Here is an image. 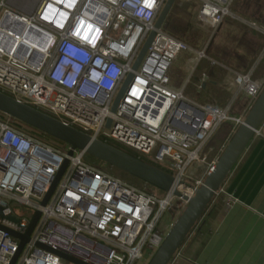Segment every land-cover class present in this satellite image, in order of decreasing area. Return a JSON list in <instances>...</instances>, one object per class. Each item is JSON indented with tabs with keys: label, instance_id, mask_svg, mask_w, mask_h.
Instances as JSON below:
<instances>
[{
	"label": "built area",
	"instance_id": "2783aa9c",
	"mask_svg": "<svg viewBox=\"0 0 264 264\" xmlns=\"http://www.w3.org/2000/svg\"><path fill=\"white\" fill-rule=\"evenodd\" d=\"M181 1L198 4L194 18L201 29L215 32L228 17L264 34L263 15L257 20L245 15L252 8V0L239 2L243 4L240 9H236L237 0ZM165 2L36 0L31 8L10 0L0 2V92L92 139L131 151L173 179L164 198L156 199L86 164L83 151L75 150L68 156V147L60 151L3 115L0 264H12L16 254L13 264L145 262L143 250L158 249L164 240L158 228L161 215L169 212L175 218L179 207L186 206L183 198H192L214 170L224 146L263 90L264 79L257 82L250 73L232 72L229 86L242 93L247 102L237 117L230 115L231 102L220 107L186 97L184 90L197 63L204 59L218 64L207 57L208 44L193 50L161 28L154 29ZM153 30L155 35L133 70ZM181 52L194 54L197 62L189 66L185 83L174 88L168 71ZM128 74L131 79L111 113ZM205 82L203 75L194 88L200 91ZM108 119L111 123L106 128ZM224 123L231 124L229 136L208 159L209 143ZM65 159L68 163L42 206ZM221 193L227 206L236 201L221 187L215 196ZM11 201L27 207L22 216L13 213ZM37 212L39 217L19 251L21 240L10 232L25 235ZM179 255L180 248L169 264H176Z\"/></svg>",
	"mask_w": 264,
	"mask_h": 264
},
{
	"label": "crops",
	"instance_id": "0c3cea01",
	"mask_svg": "<svg viewBox=\"0 0 264 264\" xmlns=\"http://www.w3.org/2000/svg\"><path fill=\"white\" fill-rule=\"evenodd\" d=\"M245 2L249 0L242 3ZM250 2L249 7H252L253 0ZM257 4L259 8L263 7L261 22L264 27V4ZM226 28L243 31L242 38H249L250 43L254 45L250 46V57L243 59L248 65L251 62L254 65L255 61L258 63L264 53L262 43L264 34L249 29L245 25H231L225 20L215 34L221 33L222 30L224 32ZM259 53L260 56L257 58ZM236 56H238L235 57L236 59L244 57L242 53ZM262 62V68L251 75V79L254 76L253 81L258 82L264 79V60L260 64ZM210 65L206 73L197 76L195 74L196 79L192 82V87L194 88V84H197L204 75L206 82L202 84L201 90L194 89L199 93H205L209 99L208 102L211 101L210 103L220 107L231 102L230 115L237 117L247 102L242 93H238L235 87L229 86L233 77V68L226 66L227 69L220 64L218 66L210 63ZM250 68L249 72H252ZM224 95H228L227 100L224 99ZM219 130L210 144L219 134ZM229 133L223 136L219 148L224 145ZM221 189L236 201L227 206L224 194L221 193L213 198L195 229L189 233L181 245L176 264H264V121L228 174Z\"/></svg>",
	"mask_w": 264,
	"mask_h": 264
},
{
	"label": "water",
	"instance_id": "95a60500",
	"mask_svg": "<svg viewBox=\"0 0 264 264\" xmlns=\"http://www.w3.org/2000/svg\"><path fill=\"white\" fill-rule=\"evenodd\" d=\"M176 0H166L162 9L160 10L154 29H160L170 12ZM155 31H151L142 48L140 49L135 63L132 67L136 70L144 57L153 37ZM213 39V36L212 38ZM131 74H128L123 87L118 92L113 105L111 113H114L117 104L122 96L126 84L131 79ZM0 113L10 117L11 119L24 124L34 130H37L45 135L50 136L64 143L68 146L67 155L71 156L73 151H83L85 154L111 166L121 172L136 178L144 183L152 185L160 190L167 192L173 182L172 177L159 170L158 168L141 161L135 156H132L120 149H117L103 141L92 139L87 134L62 123L55 118L44 114L35 108L23 104L10 96L0 92ZM264 121V88L256 99L255 103L247 113L243 123L235 131L223 152L221 153L214 170L205 178L203 184L195 191L194 196L190 199L183 198L186 201V206L183 212L179 215L172 228L164 238L162 244L157 249L148 264H169L177 250L181 247L186 237L192 231L199 219L212 202L215 193L222 186L228 174L240 158L241 154L246 149L252 138L257 134L262 122ZM110 119L105 123V127L109 128ZM68 161L65 159L60 167L55 179L42 201L44 206L49 199L53 189L55 188L58 180L60 179ZM175 196L180 197V193L174 192ZM39 217L37 212L31 220L25 235H18L10 232V234L21 240L19 251L22 245L28 240L29 235ZM63 259L71 261V258L59 254ZM17 257V254L15 258ZM12 264L14 263V260Z\"/></svg>",
	"mask_w": 264,
	"mask_h": 264
},
{
	"label": "rangeland",
	"instance_id": "374dc122",
	"mask_svg": "<svg viewBox=\"0 0 264 264\" xmlns=\"http://www.w3.org/2000/svg\"><path fill=\"white\" fill-rule=\"evenodd\" d=\"M1 1L2 0H0V2ZM10 1L14 4H18V6L22 8H27V7L31 8V6L33 5L32 0H10ZM241 1H246V0H237L238 4L236 6V9H240L243 7V4L239 3ZM257 1L259 4L262 5L264 4V0H257ZM195 7L196 8L198 7V4H196V2L185 3L181 0H176L170 12L168 13L161 29L163 31L166 29L170 33H173L176 29L183 30L184 31L183 39L185 40V43L193 50H199L201 49L202 46L208 44L209 50L207 51V57L224 67L227 66L229 68L230 66L231 68H233L232 72L238 74L250 73L252 75L253 72L254 73L258 72L262 68L263 62L262 64L260 63L261 61L264 60V53H262L261 55L262 57L260 61H258V63H256V61L254 65L251 64L252 62L249 65L245 63L244 59H248L251 55L250 46L252 45L253 47L254 45L250 43L251 40L249 38H242L243 31L241 32L239 30L237 31L233 30L232 28H226L224 32L222 30L221 33L215 34L216 31L213 32L212 30H207V31L203 30L199 27V25L195 21L194 18ZM262 8L263 7L259 8L257 2L254 1V5L252 6L251 10H249V12H247L245 15L246 16L248 15V17L250 16L249 18H251L252 20L258 19L261 14ZM225 21L230 23L231 25L244 26L240 22L234 21L228 17L225 18ZM212 36L213 39H211ZM262 43L264 45V39ZM240 53H242L244 57H242L241 59H236L235 57H238L236 56V54H240ZM259 56L260 53L258 54L257 58ZM196 59H197L196 56L189 52H181L176 56V58L172 61L168 71V76L171 85L175 87H181L185 83L186 79L190 75L189 66L194 65L197 62ZM210 66L211 65L209 61L202 59L196 65V69H195L196 76L200 75L201 73H206V71H208ZM250 66L252 69L250 68ZM249 68L252 70V72H249ZM195 74L194 76H192L190 80V84L186 85L187 87L184 90V95L186 97L196 100L199 103L200 102L205 103L204 101L209 100L206 94L203 92L199 93L192 87V82H195L196 79ZM223 97L224 99L227 100L228 95H224ZM2 117L3 114L0 113V118ZM13 124L16 125V123L14 122ZM16 126H18V128H22L24 131H29L35 138L42 140L43 142L47 143L52 147L58 148L60 151L67 150L68 147L67 145L59 142L54 138H51L48 135H45L37 130H31L24 124L17 123ZM230 126H231L230 123H224L223 128L219 130V134L214 138L211 144L209 143L208 150L206 151V157L208 159H210L213 156V154L218 150L219 146L223 141L222 140L223 136H226V134L229 133L228 131H230L229 130ZM151 159L152 157L150 158V160ZM83 161L86 164L97 167L98 169L102 170L103 172L115 178H118L124 182L129 183L131 186L139 190H142L148 194L153 195L156 199H163L166 194L165 191L160 190L147 183H144L136 178H133L121 172L120 170L111 167L87 154H84ZM176 203L177 201L174 200L173 206H175ZM9 205L13 213L18 217L22 216L24 214V211L27 209V207L20 205L16 201H11ZM184 208H185L184 206L179 207L178 214L177 216H175V218H173V216L169 212H165L161 215L158 228L160 231H162L164 238L172 228L173 224L175 223L179 215L183 212ZM156 251H157L156 248H153L148 251L146 249L143 250V254L146 257L145 262H135L134 264H148V262L151 260V258L153 257ZM62 264H73V263L65 261L62 262Z\"/></svg>",
	"mask_w": 264,
	"mask_h": 264
},
{
	"label": "trees",
	"instance_id": "16d2710c",
	"mask_svg": "<svg viewBox=\"0 0 264 264\" xmlns=\"http://www.w3.org/2000/svg\"><path fill=\"white\" fill-rule=\"evenodd\" d=\"M33 2V1H32ZM164 32H166L167 34H169V35H171V36H173L174 38H176V39H178V40H181V41H183V42H185V40L183 39V30H181V29H176L173 33H170L169 31H167L166 29L164 30ZM13 120V119H12ZM14 121V123H16V125H17V123L19 124V122H17V121H15V120H13ZM21 124V123H20ZM223 126H224V124L221 126V128L220 129H222L223 128ZM28 127V126H27ZM28 128H30V127H28ZM31 130H34V129H32V128H30ZM231 139V137L229 138V140ZM229 140H228V142H229ZM227 142V143H228ZM107 144H109V145H111V146H113V147H115V148H117V149H120L121 151H124V152H126V153H128V154H130V155H132V156H135L131 151H129V150H127V149H125V148H123V147H121V146H119V145H117V144H115V143H112V142H106ZM226 146V145H225ZM224 146V147H225ZM205 213V212H204ZM203 216V215H202ZM193 229H195V226H194V228ZM192 229V230H193Z\"/></svg>",
	"mask_w": 264,
	"mask_h": 264
},
{
	"label": "bare ground",
	"instance_id": "6f19581e",
	"mask_svg": "<svg viewBox=\"0 0 264 264\" xmlns=\"http://www.w3.org/2000/svg\"><path fill=\"white\" fill-rule=\"evenodd\" d=\"M32 1H33V4H34L36 0H32Z\"/></svg>",
	"mask_w": 264,
	"mask_h": 264
}]
</instances>
